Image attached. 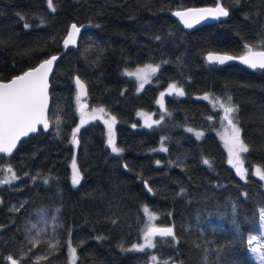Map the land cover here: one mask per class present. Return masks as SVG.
Listing matches in <instances>:
<instances>
[{"label": "trees", "instance_id": "1", "mask_svg": "<svg viewBox=\"0 0 264 264\" xmlns=\"http://www.w3.org/2000/svg\"><path fill=\"white\" fill-rule=\"evenodd\" d=\"M216 1L52 0L53 11L48 0H0V80L61 52L71 22L93 24L55 65L50 129L0 155V168L18 177L0 185V264H10L9 256L18 264H71L69 243L74 264H258L248 240L264 208V180L255 175L264 171V70L209 63L205 54L264 48L255 47L264 40V0H221L227 19L191 30L171 15ZM146 63L159 68L141 89L126 70ZM74 75L86 84L89 106L115 117L119 154L103 121L80 125ZM172 83L184 95L164 93L159 107ZM203 94L221 103L231 96L238 107L249 147L241 156L246 179L216 132L221 109ZM141 112L159 123L144 125ZM73 159L82 175L76 186ZM145 204L156 226L173 227L175 239L157 235L154 248L140 250L134 245L143 241Z\"/></svg>", "mask_w": 264, "mask_h": 264}, {"label": "snow or ice", "instance_id": "2", "mask_svg": "<svg viewBox=\"0 0 264 264\" xmlns=\"http://www.w3.org/2000/svg\"><path fill=\"white\" fill-rule=\"evenodd\" d=\"M48 4L50 8H53L52 0H48ZM55 9L53 8V11ZM195 13V17H192L190 14ZM175 15L180 16L187 27L192 26V19H195L196 22H199L200 19H204L205 17H212L218 19L219 17H227L229 12L226 8L222 6V4L217 3L215 8H204V9H190L187 12H176ZM27 27V25H25ZM71 30L68 33L67 39L64 40L65 46L69 44L76 43L77 34L80 32V28L77 27L76 24H72ZM156 39H160L157 37ZM253 46L245 45V55L240 57L242 63L248 65L252 69H260L264 70V51H253ZM255 47H264V40L261 41V44L256 45ZM58 59L57 56L53 55L49 59L43 60L37 67L32 68L22 75H18L14 77L9 82H0V154H8L11 155L13 149L16 147L17 142L21 137H27L29 133L37 132V126L43 125L44 131L49 128V121L47 118L48 111V75L51 71L52 65ZM208 59L215 60L220 64H223L225 60H232L234 57L231 56H215L209 55ZM159 66H151L148 65L144 69H138L137 71V79L140 81L139 87L142 89L144 87V83L148 82L149 73H156L158 71ZM77 85L81 90L84 89L83 83L77 77L76 79ZM170 88L176 89L175 85H170ZM176 93L179 96H183L184 92L182 89H176ZM163 97L164 93H161V100L158 103H161L163 106ZM204 99H208L207 96ZM217 101L220 98H215ZM220 108L223 109L225 113V118L228 120V124L231 127V136L227 140L228 150L231 157H233L236 161L238 174L242 179H246V169H242V165H240V154L247 153L249 151V147L243 141L241 137V129L239 128L238 118L235 116V113L239 111L238 107L232 104V97L227 96L223 103H220ZM103 111V109H101ZM112 121H115V117H112ZM57 128L61 121L57 119ZM83 123V119L81 120ZM105 123H108L105 121ZM154 123H159V121H155ZM147 124V122H146ZM148 127H151L152 124H147ZM112 125L109 124V140L108 144L111 147L113 153L119 154L122 149L118 148L115 144L114 139L112 138ZM187 131L192 132L193 129L189 128ZM79 132V128L73 130V140L72 142H76V133ZM203 133H196L197 138H200ZM161 150L167 151V149L162 148ZM159 163V161H157ZM204 164L211 166L210 161L204 159ZM229 163H233V160L230 159ZM127 168V165H124ZM73 174L71 178V182L73 186L79 185L82 180V175L77 168L75 159H73ZM5 172L11 173V178L5 175ZM255 175H257L261 180H264V171H261L259 168L256 169ZM18 179L16 177L15 172L11 167L7 169L0 168V185L6 183H12L14 180ZM43 183L47 184L48 180L45 179ZM151 192V188L148 189ZM183 192V189L181 190ZM144 211L147 213V207L144 208ZM259 218L261 221V229L259 235H251L248 244L251 246L254 241H262L264 240V208L259 210ZM156 219V217L152 214L149 215V223L145 225L144 236H145V244L140 245V250H144L147 248H154L156 245L153 242V237L159 236L161 238L164 237H172L175 239L174 229L173 227H157L151 224V221ZM36 225H33L35 228ZM39 233H37V236ZM38 239L30 240V243H38ZM58 243V242H57ZM55 247V245H53ZM136 247V246H134ZM70 253L73 258H75L76 248L72 247L69 243ZM250 252L255 255L258 264H264V243H257L256 246L250 247ZM153 260L157 258L155 256L152 257ZM7 260L10 261V264H18V261L14 259L12 256L7 257ZM167 264V262H165Z\"/></svg>", "mask_w": 264, "mask_h": 264}, {"label": "water", "instance_id": "3", "mask_svg": "<svg viewBox=\"0 0 264 264\" xmlns=\"http://www.w3.org/2000/svg\"><path fill=\"white\" fill-rule=\"evenodd\" d=\"M217 3H220L222 4V6L224 8H226L222 1L221 0H217L214 4H203V5H193V6H187V7H184V8H177V9H174L171 11V15L178 21V23L184 28V29H188V30H191V29H194V28H197L199 26H202L204 24H210V23H214V22H217V21H224L227 19V17H219L218 19H215V18H212L210 16L208 17H205L204 19H200L199 22H196L195 19H192V26L191 27H187L186 24L184 23V20L180 17V16H177L175 15L176 12H187L188 10L190 9H204V8H215ZM227 9V8H226ZM228 10V9H227ZM229 12V11H228ZM192 17H195V13H191L190 14ZM72 24H76L78 28H80V32L77 34V37H76V43L75 44H69L68 46H65L64 44V40L67 39V36H68V33L69 31L71 30V25ZM90 27H93V24H91L90 22H83V23H76V22H71L67 28V31L65 33V35L63 36L62 38V41H61V46H62V50L61 52H58V53H53L51 54L50 56L42 59L40 62H38L37 64H35L34 66H31L27 69H25L24 71L12 76L11 78L7 79V80H0V82H9L11 81L14 77L18 76V75H22L24 72L32 69V68H35L37 67L43 60L45 59H49L51 56L55 55L58 57V59L54 62V64L52 65V68H51V71L48 75V96H49V101H48V111H49V106H50V79L52 77V74L54 72V69H55V65L57 64V62L59 61L61 55H63L67 50H75L78 46V43H79V40H80V37H81V34L83 32V30L87 29V28H90ZM253 51H264V48H257V49H252ZM246 52V51H245ZM245 52L240 54V55H233V54H229V53H226V52H219V51H208L206 52L205 54V59L207 62L209 63H218L217 61H215L214 59L213 60H209L208 57L209 55H212L213 57L215 56H221V57H225V56H231V57H234V59L232 60H225V62H228V61H236L240 64H242L243 66H245L246 68H249V69H252L250 68L248 65L244 64L241 62L240 60V57L245 55ZM224 62V63H225ZM220 64V63H218ZM77 77L79 78V80L83 83L84 85V89L81 90L80 87L77 85L76 83V79ZM74 83H75V87H76V93H77V96L78 98L80 99V103L77 105V111L78 112H81L82 110L86 109L89 107V102L87 101V87H86V84L85 82L78 76V75H74ZM48 111H47V118H48ZM48 121H49V118H48ZM42 130L43 129V125H38L37 126V132L39 130ZM50 129V121H49V128L48 130ZM48 130L44 131V132H47ZM37 132L35 133H29V135L27 137H21L20 140L17 142V145L16 147L13 149V152L12 154L15 152V150L17 149L18 145L23 141L25 140L26 138H28L29 136L31 135H34L36 134ZM76 139V142L73 143L74 145H77V136L75 137ZM11 154V155H12ZM2 156H10L8 154H0ZM146 184V183H145ZM148 188V187H147ZM149 189V188H148ZM157 227H172V226H169V225H158Z\"/></svg>", "mask_w": 264, "mask_h": 264}, {"label": "rangeland", "instance_id": "4", "mask_svg": "<svg viewBox=\"0 0 264 264\" xmlns=\"http://www.w3.org/2000/svg\"><path fill=\"white\" fill-rule=\"evenodd\" d=\"M148 65H151L153 67L157 66L156 64L146 63V64H143V65L136 66V67H134L132 69L126 70V73L132 75L133 77H135V79H136V81H137V83L139 85L140 81L137 79V71H138V69H144ZM154 74L149 73L148 82L151 81V79L153 78ZM146 83H144V84H146ZM170 85H175L176 89H180V87L178 85L174 84V83H172ZM169 86H168L167 89H165V91L163 93H176V89L170 88ZM202 96L203 97L207 96L209 99H211L220 108V106H219L220 103H221L220 101H217L215 98H212V96H210L208 94H203ZM160 100H161V97L159 98L158 101H160ZM80 102L81 101L79 100L78 104ZM158 104H159V107H162L161 103H158ZM101 109H103V111H101ZM220 109H221V112H222V119H221V123H220L219 127L216 129V132H217L219 138L221 139L224 148L227 151L229 160L230 159L233 160V163H230V164L235 168V170L238 173L237 166H234V165H236V161H235V159L233 157L230 156L229 150H228V144H227V140L229 139V137L232 134L231 133V127L228 124V120L225 118V113H224L223 109L222 108H220ZM139 115H140L144 125L147 126V124H152V125L154 124L155 120L153 118V114L152 113L141 112ZM82 119H83V123H81ZM93 119H100L105 124L106 129H107V142L109 140V124H111L112 125V129H111L112 138L114 139V123H115V121L114 122L112 121V116L103 107H101V106H91L90 107L89 106L88 108H86V109H84V110H82L80 112V125L84 124V123H87V122H89V121H91ZM105 121H107L108 123H105ZM146 122H147V124H146ZM241 156H242V153L240 154V165H242ZM7 168L8 167H6L5 169H7ZM241 170H243V168ZM72 174H73V168H72ZM5 175L7 177L11 178V173L5 172ZM145 207H147V209H148V212L146 213L144 211V213H145L146 218H147V223H149V215L152 214V215L155 216V214L150 210L149 206L146 205V204L143 205V210H144ZM151 224L156 226V223H154L153 220L151 221ZM261 231H262V229H261V221H260L259 228L257 229V231H255L251 235H259ZM153 240H154V237H153ZM257 243H264V240H262V241H254L251 246H256ZM144 244H145V236L143 235V241L141 243H139V244L134 245V246H136L134 248H140L139 246L140 245H144ZM254 257H255V255H254ZM70 260H71V264H74L75 261H76V257L73 258L71 253H70Z\"/></svg>", "mask_w": 264, "mask_h": 264}]
</instances>
